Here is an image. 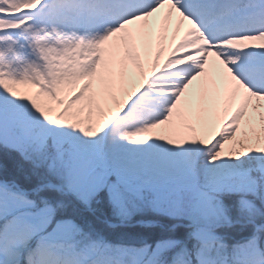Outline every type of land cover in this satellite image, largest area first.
I'll list each match as a JSON object with an SVG mask.
<instances>
[{"label":"snow or ice","instance_id":"obj_1","mask_svg":"<svg viewBox=\"0 0 264 264\" xmlns=\"http://www.w3.org/2000/svg\"><path fill=\"white\" fill-rule=\"evenodd\" d=\"M0 264H264V0H0Z\"/></svg>","mask_w":264,"mask_h":264}]
</instances>
